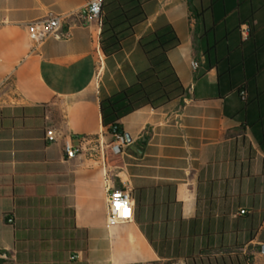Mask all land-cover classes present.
<instances>
[{"label": "crops", "instance_id": "0c3cea01", "mask_svg": "<svg viewBox=\"0 0 264 264\" xmlns=\"http://www.w3.org/2000/svg\"><path fill=\"white\" fill-rule=\"evenodd\" d=\"M87 2L0 0V257L264 264V0H148L147 19L114 54L102 49V23L77 18L69 39L33 50L32 21ZM168 24L181 39L169 58L185 95L124 116L119 140L101 103L149 68L140 39ZM68 140L82 146L74 158ZM109 184L132 194L125 218H110Z\"/></svg>", "mask_w": 264, "mask_h": 264}, {"label": "trees", "instance_id": "16d2710c", "mask_svg": "<svg viewBox=\"0 0 264 264\" xmlns=\"http://www.w3.org/2000/svg\"><path fill=\"white\" fill-rule=\"evenodd\" d=\"M148 0H104L102 15L101 45L106 55H111L123 46V41L135 33V27L147 19L144 8ZM181 43L174 27L170 24L155 30L140 39L150 66L138 74L136 82L104 99L101 103L103 124L107 133L125 136L121 119L145 105L154 108L185 95L181 82L170 58L169 51ZM147 128L139 142L146 143L151 134ZM1 254V251H0ZM0 264H10L0 257ZM147 264H172L151 262Z\"/></svg>", "mask_w": 264, "mask_h": 264}, {"label": "built area", "instance_id": "2783aa9c", "mask_svg": "<svg viewBox=\"0 0 264 264\" xmlns=\"http://www.w3.org/2000/svg\"><path fill=\"white\" fill-rule=\"evenodd\" d=\"M104 0H88L86 5L66 15L57 14L55 12H49L44 18L32 21L28 25L31 40L33 42V50L37 49L46 39L51 36H57L61 39H69L72 36V26L75 24L70 22V18L79 19V23L89 26L94 22L102 23ZM253 33V27L249 23H244L241 26V34L244 39L249 37ZM193 66L198 67V62L193 61ZM241 96L244 100L247 99V92L244 90L241 92ZM58 131L55 127H49L46 129V138L50 142L58 141ZM115 138L122 140L123 136L119 133L113 135ZM116 152H121L122 145L116 144L113 147ZM65 152L69 158L76 157L81 149V145H76L72 140H68L64 145ZM107 203L108 210L111 219L117 220L125 218L129 215L132 207V194L130 191L115 187L109 184L107 187ZM119 205V207H117ZM246 210H241V213H245ZM13 221V219H9ZM4 258H7L6 254H3Z\"/></svg>", "mask_w": 264, "mask_h": 264}, {"label": "water", "instance_id": "95a60500", "mask_svg": "<svg viewBox=\"0 0 264 264\" xmlns=\"http://www.w3.org/2000/svg\"><path fill=\"white\" fill-rule=\"evenodd\" d=\"M263 251H264V245H263Z\"/></svg>", "mask_w": 264, "mask_h": 264}, {"label": "snow or ice", "instance_id": "6c2138e0", "mask_svg": "<svg viewBox=\"0 0 264 264\" xmlns=\"http://www.w3.org/2000/svg\"><path fill=\"white\" fill-rule=\"evenodd\" d=\"M117 207H119V205H117Z\"/></svg>", "mask_w": 264, "mask_h": 264}]
</instances>
